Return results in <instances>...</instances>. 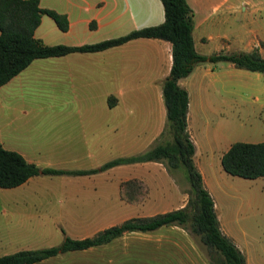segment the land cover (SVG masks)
I'll use <instances>...</instances> for the list:
<instances>
[{
  "label": "crops",
  "instance_id": "0c3cea01",
  "mask_svg": "<svg viewBox=\"0 0 264 264\" xmlns=\"http://www.w3.org/2000/svg\"><path fill=\"white\" fill-rule=\"evenodd\" d=\"M186 2L192 10L193 46L199 53L198 45L214 38L225 41L233 32L239 34L237 43L251 36L264 44L260 8L264 0ZM38 5L65 14L68 22L61 30L42 13L33 35L45 44L92 43L163 20L160 0H38ZM170 47L162 38L135 37L100 50L33 58L0 85V145L39 168L57 169H90L145 150L165 121L161 83L171 64ZM252 48L262 53L257 43ZM209 70L216 74L198 62L177 80L187 91V112L192 78ZM136 87L143 92L149 87L152 94V120L147 123L138 118L143 112H130L127 104ZM186 129L194 144L193 163L212 197L210 160L219 161L222 152L219 148L215 152L216 144L201 145L194 138L187 113ZM179 192L175 176L156 160L119 163L88 173L33 174L17 185L0 187V255L56 245L65 235L81 238L127 217L182 206L186 199L160 206ZM213 206L221 231L243 253L245 264H264L253 253L247 254L246 245L222 222L214 200ZM152 261L208 264L191 234L176 224L125 231L107 242L60 251L34 264Z\"/></svg>",
  "mask_w": 264,
  "mask_h": 264
},
{
  "label": "trees",
  "instance_id": "16d2710c",
  "mask_svg": "<svg viewBox=\"0 0 264 264\" xmlns=\"http://www.w3.org/2000/svg\"><path fill=\"white\" fill-rule=\"evenodd\" d=\"M160 2L163 20L157 24L133 28L121 35L92 43L66 45L45 44L33 35L42 13L49 15L61 30L67 28L65 14L40 7L38 0H0V85L36 57L57 56L70 51L100 50L135 37L162 38L168 40L171 45V64L161 83L165 122L159 141L135 155L115 157L90 169L39 168L26 161L18 152L0 145V187L17 185L28 176L39 172L88 173L119 163L143 160L160 161L168 171L182 169L189 184L182 206L147 216L127 217L81 238L65 235L56 245L1 254L0 264H34L35 261L60 251L107 242L125 231L152 230L166 224H176L192 233L206 247L210 264H245L243 253L221 231L212 197L193 163L194 144L186 129L188 95L177 80L187 75L196 63L202 61L225 60L239 68L262 72L264 57L256 48L248 51L199 53L193 46L192 10L186 0ZM89 25L93 26V22ZM107 102L111 103V97L107 98ZM219 162L221 168L230 174L248 178L264 177V139L254 142H231L221 153Z\"/></svg>",
  "mask_w": 264,
  "mask_h": 264
},
{
  "label": "rangeland",
  "instance_id": "374dc122",
  "mask_svg": "<svg viewBox=\"0 0 264 264\" xmlns=\"http://www.w3.org/2000/svg\"><path fill=\"white\" fill-rule=\"evenodd\" d=\"M260 8L264 17V6ZM236 24L234 26L239 25ZM233 34L234 32L225 41L218 38L209 39L197 48L204 54H210L243 48L250 50L253 44L257 43L262 47L261 55L264 57V44L261 39L250 36L237 43L239 34ZM202 65L207 69L213 68L216 74H211L212 70H209L198 79L192 78L187 114L190 132L194 138L200 141L201 145L216 144L215 152L219 148L220 153L235 140L254 142L264 139V71L239 68L225 60L202 61ZM149 90V87H145L144 92L138 87L135 92L131 89L130 92L134 93L129 92L127 102L130 112L144 113L143 116L137 115L139 120L146 123L152 120L150 112L154 106ZM159 137L160 133L151 145L159 141ZM210 162V192L216 211L223 215L222 222L246 245L247 254L251 252L255 258L264 262V177L248 178L230 174L221 168L218 160L211 159ZM162 164L164 166V163ZM166 172L175 176L180 192L178 196L165 199L168 203L160 205L161 207L184 201L187 197L186 190L189 188L182 169H166ZM116 216L113 218H117ZM191 235L210 264L206 247L192 233ZM148 247L155 250L153 246ZM151 264L160 263L152 261Z\"/></svg>",
  "mask_w": 264,
  "mask_h": 264
}]
</instances>
